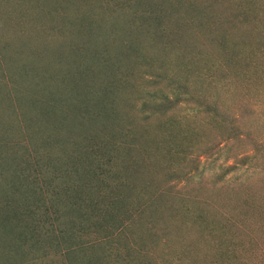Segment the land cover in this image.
<instances>
[{"label": "rangeland", "instance_id": "rangeland-1", "mask_svg": "<svg viewBox=\"0 0 264 264\" xmlns=\"http://www.w3.org/2000/svg\"><path fill=\"white\" fill-rule=\"evenodd\" d=\"M172 1L0 0V264H264V153L253 150L264 147V0ZM159 16L173 25L161 28L173 41L143 49L149 62L139 76H152L130 87V104H110L117 133L95 128L115 156L107 164V150L98 165L81 122L68 118L75 129L65 132L47 109L57 96L48 80L58 76L61 89L76 83L56 67L64 48L86 47L79 60L126 30L156 38ZM217 28L243 42L234 36L226 39L235 46L217 47ZM158 74L162 87L150 83ZM164 94L178 99L167 116L153 111ZM230 119L238 136L223 139ZM69 159L88 175L64 172ZM127 159L150 180L134 183L119 165Z\"/></svg>", "mask_w": 264, "mask_h": 264}, {"label": "trees", "instance_id": "trees-1", "mask_svg": "<svg viewBox=\"0 0 264 264\" xmlns=\"http://www.w3.org/2000/svg\"><path fill=\"white\" fill-rule=\"evenodd\" d=\"M168 1L173 3L172 0H168ZM178 1H181V0H178ZM160 4L166 7L167 9L171 5L172 7L174 6L173 4H170L168 2L166 4L165 3H160ZM185 6L186 8L184 7L185 9L184 13L187 14L188 12L187 7H189L190 5L186 4ZM176 9L178 10V7ZM161 12H162V16L164 17H168V15L173 17L175 13L174 9H172V12L166 11V10H161ZM128 16H133V14L130 13ZM152 18L154 19V22L158 26L156 28V31H158V33L157 32L156 33L158 34V36L156 38L153 36H149L148 34H145L144 32L140 30L139 32L142 35H137V34L131 35L130 31L126 30V33L123 35L122 38H120L118 41L117 39H114V44L107 45L105 48H103V50L100 52L101 54H98V55L96 54L97 56H94V57L85 56L79 60L76 59L75 54L81 49H84L86 47L76 43L75 45H70L67 48H64V50L59 54V58H58L59 64L56 67L58 69L61 68L62 70H67L72 75H76V83L75 84L72 83L73 85L69 84V86L61 89V87L59 86L60 84L59 79L57 80L58 76L57 77L53 76L48 80L51 82V87L46 88V89L50 90L54 94H57V96L55 97V100L53 99L51 100L54 104H52V106L48 107L47 109H49L51 112L53 110V112H55V116L57 117L59 116V118L61 119L59 127L63 129L65 132H69V131L73 132V130L75 129V124L73 125L68 124V118H72L75 123L81 122L82 126H78V129H79L78 133L82 135L81 136L83 140L82 145L86 143L85 141L88 140V137L90 134L92 136V139H90V141H92V145L94 143L93 146L96 147V151L94 150L93 146L90 145V141L88 140L86 144V147H87L86 152H87L88 157L89 156L93 157L92 159L95 158L96 160L95 162H97L96 164L98 165L99 163L103 164L102 162H104L105 160V159L101 160L99 156L103 157V154L107 150L112 151L113 146L111 145L112 148L107 149L110 143L102 144L103 142L102 140L99 141V137L96 134L95 128L101 130L102 132H105L106 134H109V133L116 134L117 133L118 129H115L113 131L115 127L114 118L119 117V115L116 116V113H115L116 108L114 109L110 104L116 107V105L120 103V101L122 102V100L126 101V103L129 102L130 104V101H131L130 96L133 92V90L130 89V87L136 84V87L138 86L139 88L141 86L140 80L146 82L142 85L143 87L145 84H148L147 81L145 80L146 76L147 75L152 76V71L146 70V69H142L141 74L139 76V72H138L139 66L138 65L140 63L146 65L149 62L143 59V56L145 55L144 53L145 50L143 49L148 48L152 50L155 47H158V45L160 44L167 45L173 41L172 39L168 38L169 36L168 32L173 28V25L169 22L167 23L166 21L160 20L161 16L157 18L156 17L155 18L152 17ZM178 22H180V20H178ZM199 24L202 25V22L200 21ZM167 25L169 28L168 32L161 31L162 27L168 29ZM200 25H198L199 28L201 27ZM154 27H156L155 24H154ZM84 32L85 31H78L76 33L78 34L77 36L79 37V36H82L81 33H84ZM218 34H220V41L218 42L217 47L222 48L224 46L226 49L227 42L229 43L231 42L235 46L236 42L229 41L226 38H230V37L237 38L238 35L236 34L234 35V33L225 32V37L223 38L222 32L220 33V31L217 28L215 29V33L213 34L214 43H216V38ZM164 38L167 40H164ZM181 38H183L182 34L175 36L174 39H181ZM79 39L82 41L87 40L86 38H80V37ZM238 39H239V43L243 42V40L240 37H238ZM89 41L91 40H87L88 43ZM81 55L83 54H77V56H81ZM160 58H162V55H160ZM25 61H22L20 63L17 60V62L20 64L19 67L23 68V66H25L26 68H32V66L28 67V63ZM63 65H67V66L64 67ZM148 65L156 66L154 65V62ZM146 72H147V75H145ZM67 77L69 81H71L70 77L69 76ZM163 77H164V74H158L155 77H153L155 78V81L154 82L151 81L150 83H154L155 86L156 85L161 86L160 83H163L161 78ZM181 80L183 82L186 81V83L188 82L187 77L184 75H181ZM169 85L171 87L173 86V83L170 82ZM176 85H177L178 90H184L186 92L185 84H183L182 82H177ZM52 87H53V90H52ZM146 93L149 94L150 97L152 96L151 92L147 91ZM64 94H68L69 97L64 96ZM162 101L163 102L156 103L155 107L153 108V111H155L156 113H160V115L162 116L166 115V113L173 107H176L178 103V99L176 97L174 99H169L167 97V94H164L162 96ZM204 102H205V98H201L197 100L198 104L204 103ZM213 104L217 106L215 101ZM61 106L66 107V109L61 110L60 108ZM68 115H70L71 117ZM231 119H230V124L229 122H227L226 124L227 126H225V128H227L225 129L226 137H224L223 139H226L228 137L238 136L234 133V131L235 132L237 131V127L235 125L233 126L234 120H231ZM51 122L54 124V126H56L55 122H58V118L55 117V121H51ZM108 128L111 130H108ZM221 135L224 136V134H221ZM220 142H221V139H218L217 141L213 142V145L216 147L220 144ZM119 148L121 147L118 146L114 149H118L119 151H121ZM263 149L264 147L261 144L259 143L254 144V148H253L254 153L256 152L264 153ZM81 150L83 151V149ZM207 150H210V149L206 148L205 151ZM94 153L96 154V156L95 155L93 156ZM107 153H108L107 154L108 155L107 164H111L113 163L112 159L115 156H113L114 155L113 151L112 153L107 151ZM74 156H75V149L73 150L72 157ZM246 159L248 160V158L244 156L242 159H239V161H242V163H246ZM119 161H123V160H119ZM78 164L80 163L76 164L74 163V161H72V159H69L68 163L65 164L67 166V170L65 171V168H64V172H69L68 166L73 167L75 172L81 171L83 169L81 168L82 165L80 164V166H78ZM88 164H91V163L89 162ZM119 165L120 166L122 165L121 167L125 169L126 174L135 175L133 178L134 183L143 181L142 178L136 177V176H142V177H145V179L150 180L148 176L149 175L148 170L143 165H137V166L132 165V163L128 159L124 160V164H119ZM100 169H102L103 173L105 172L104 176H108V174H111L109 167L100 168ZM80 173L83 175H88L86 174L88 173L87 171L85 173V169H83ZM131 187H133V184L128 186L129 191L131 190ZM79 197L82 199L84 198L83 196H81V194H79ZM145 209L147 210V208ZM143 212H146V211L143 210L142 213ZM143 215L146 218H149L148 217L149 213L148 215H146V213ZM121 259L124 260L123 258ZM113 264H118V263H113Z\"/></svg>", "mask_w": 264, "mask_h": 264}]
</instances>
